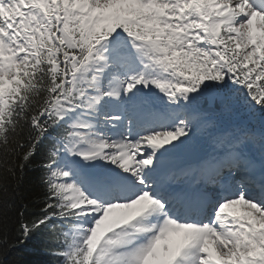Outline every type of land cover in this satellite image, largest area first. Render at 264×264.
<instances>
[{"label": "snow or ice", "instance_id": "6c2138e0", "mask_svg": "<svg viewBox=\"0 0 264 264\" xmlns=\"http://www.w3.org/2000/svg\"><path fill=\"white\" fill-rule=\"evenodd\" d=\"M0 264H264V0H0Z\"/></svg>", "mask_w": 264, "mask_h": 264}, {"label": "trees", "instance_id": "16d2710c", "mask_svg": "<svg viewBox=\"0 0 264 264\" xmlns=\"http://www.w3.org/2000/svg\"><path fill=\"white\" fill-rule=\"evenodd\" d=\"M16 255H21V254H16ZM25 259H31V257L25 255Z\"/></svg>", "mask_w": 264, "mask_h": 264}]
</instances>
